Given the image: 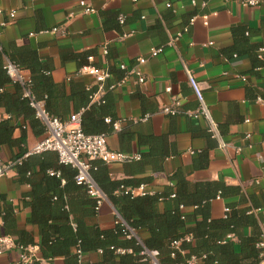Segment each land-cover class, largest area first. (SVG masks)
I'll list each match as a JSON object with an SVG mask.
<instances>
[{
	"label": "crops",
	"instance_id": "crops-1",
	"mask_svg": "<svg viewBox=\"0 0 264 264\" xmlns=\"http://www.w3.org/2000/svg\"><path fill=\"white\" fill-rule=\"evenodd\" d=\"M79 1L93 12L85 14ZM119 15L124 17L123 24L117 20ZM54 28L59 32L53 33ZM184 28L186 32H182ZM0 47L3 51L31 49L50 66L56 84L82 78L87 87L96 86L93 77L77 75L85 65L104 68L110 74L119 72L121 64L127 69L137 66L144 82L129 76L114 90L119 122L107 137L109 149L145 154L149 146L139 141L140 135L163 137L164 146L174 154L163 159V172L154 176L146 190L160 192L170 185L167 177L175 171H181L190 183H223L229 190L239 189L249 205L259 207L256 213L262 217L264 243V63L255 56L256 50L264 47V3L244 7L238 0H0ZM159 47L163 51L150 58V49ZM80 54L88 55L85 64L73 58ZM138 58L147 60L138 66ZM19 75L29 80L27 70H20ZM189 75L201 86L210 121L216 127L214 135L208 132L207 119L189 115L197 109ZM5 91L12 93L14 85L7 84ZM102 95L98 91L94 101ZM7 119L22 127L29 151L44 138L37 124L31 126L21 116L9 118L0 110V122ZM75 119L78 116L71 121ZM122 129L134 131L130 140H119ZM22 131L15 129L13 137H20ZM15 151L1 147V163L9 162ZM108 167L113 178L124 177L122 164ZM145 171L150 175L152 170L147 167ZM28 191V186L17 184L13 170L0 177V236L6 205L12 208L17 228L38 240L36 227L27 224L29 208L23 205L22 197ZM238 199L216 196L211 201V218L223 219L228 213L225 204ZM169 208V202L159 204L160 210ZM116 218L105 199L97 223L108 229ZM9 237L13 246L0 251V264L20 262L22 250L15 246V238ZM26 252L32 255L28 264L40 259L36 246H29ZM99 256L84 254L81 262L93 263ZM41 263L64 261L55 258Z\"/></svg>",
	"mask_w": 264,
	"mask_h": 264
},
{
	"label": "trees",
	"instance_id": "trees-1",
	"mask_svg": "<svg viewBox=\"0 0 264 264\" xmlns=\"http://www.w3.org/2000/svg\"><path fill=\"white\" fill-rule=\"evenodd\" d=\"M240 34L243 36L244 30ZM238 40L236 35L235 44ZM255 56L264 63L258 58V49ZM73 58L85 64L88 55H73ZM6 62L27 70L29 83L13 82L5 73ZM111 74L112 79L101 84L103 95L96 102L98 84L87 87L82 78H69L67 84H56L51 78L50 66L41 62L31 49H1L0 110L9 118L21 116L31 126L37 124L44 134L45 129L34 118L29 99L23 96L28 89L30 96L41 101L45 111L62 123L78 116L83 134L108 137L119 122L113 95L115 88H110L121 81L125 73L119 70ZM9 83L14 85L12 93L5 91ZM9 120L0 122V150L3 146L16 150L10 162L14 163L12 170L17 184L29 188L22 197L23 205L29 208L27 224L36 227L38 240L30 232L17 228L12 208L6 205L1 235L13 236L15 245L22 249L36 246L40 259H33L30 264H42L55 258H62L64 264H148L140 254L143 249L156 251L158 264H260L263 260L264 248L259 247L262 217L256 213L259 207L249 205L239 189L229 190L223 183L215 186L208 182L190 183L181 171H175L167 177L170 185L160 192L130 194L141 185H150L154 176L163 172V159L174 154L164 146L163 137L139 136V141L147 144L149 151L139 154L137 161L122 164L123 178H113L108 165L99 160L88 163L91 179L118 217L111 228L103 229L97 223L94 201L84 187L74 181L75 169L59 164L56 154L50 151L29 154L22 127L10 124ZM17 128L23 133L14 138ZM133 133V130L122 129L118 133L119 140L128 141ZM147 167L152 170L150 175H146ZM216 196L239 198L225 204L228 213L223 219L211 218V201ZM162 202H169L170 208L160 210ZM185 209L191 211L185 212ZM173 242H179L178 246H172ZM89 253H99V260L82 263L81 256Z\"/></svg>",
	"mask_w": 264,
	"mask_h": 264
},
{
	"label": "built area",
	"instance_id": "built-area-1",
	"mask_svg": "<svg viewBox=\"0 0 264 264\" xmlns=\"http://www.w3.org/2000/svg\"><path fill=\"white\" fill-rule=\"evenodd\" d=\"M239 4L244 7H255L260 3H264L263 0H238ZM79 5L83 8L85 14L93 12L91 7L85 5L83 1H79ZM167 7H170L167 5ZM12 13H9V17H12ZM119 24H123L124 17L118 16ZM6 23H2L1 26H5ZM53 33L59 32V29L54 28L51 30ZM187 28H184L182 32H186ZM178 37L180 34L177 35ZM124 37V36H123ZM168 46L172 45V40L167 43ZM1 50V49H0ZM163 51V47L151 48L148 56L156 57ZM106 47H103V54L106 55ZM258 58L264 60V47L258 49ZM146 58H138L137 65H142L146 62ZM119 69L124 71L125 76L121 81L111 86L110 89L117 88L124 83L125 79L129 76H134L138 83L144 82V77L140 70L136 67L127 69L124 65H119ZM6 75L21 85L28 84V80H23L19 75L20 68L10 62H6L4 65ZM79 74L89 75L93 77L96 84L99 85V91H102L101 84L107 80L110 76L106 69L96 68L92 65L84 66L80 69ZM188 85L197 102V109L189 113L190 116L198 117L202 116L209 121L208 132L216 134V127L210 121V117L207 108L204 104L203 93L200 84L192 77L188 76ZM23 96L29 99V105L34 111V117L43 125L45 129L44 138L37 143L29 154H40L45 151H50L56 154L58 163L64 166H70L75 169L76 174L74 181L76 185L84 187L89 198L95 203V211H99L102 203L105 201L104 195L98 189L89 175V162L93 160H99L106 165L123 164L131 161L138 160V155L126 154L119 151H113L109 149L107 137L103 134L98 135H85L79 128L78 119H75L68 123H62L58 118L49 115L43 106L41 101L33 99L30 96L29 90L25 89ZM117 124L114 125L116 129ZM14 166L13 162H7L5 164L0 161V177L6 175L12 170ZM52 175V173H50ZM147 186L141 185L138 188L131 190L132 196H140L145 194H151L146 190ZM173 197V196H172ZM180 209H183L181 206ZM227 211V210H226ZM190 238H186L188 241ZM179 242H173L172 246L177 247ZM13 246L12 239L9 236H0V251ZM16 246V245H15ZM264 243L261 242L259 247H263ZM17 247V246H16ZM19 248V247H18ZM20 262L18 264H28V261L32 255L27 254L28 248L22 249ZM123 252V251H120ZM144 256V260H147L148 264H158V253L154 250L143 249L140 253Z\"/></svg>",
	"mask_w": 264,
	"mask_h": 264
}]
</instances>
